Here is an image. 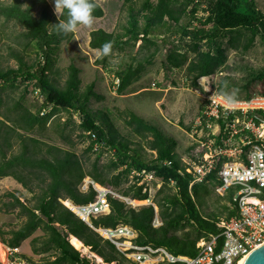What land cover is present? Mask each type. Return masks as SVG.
I'll return each instance as SVG.
<instances>
[{"label":"trees","instance_id":"obj_1","mask_svg":"<svg viewBox=\"0 0 264 264\" xmlns=\"http://www.w3.org/2000/svg\"><path fill=\"white\" fill-rule=\"evenodd\" d=\"M24 1L0 0V19L21 25L24 30L20 36L24 40L19 43L35 53V59L30 62L24 54L13 50L11 55L18 60V65L0 67V115L3 117L0 118V179L11 176L31 193V198L26 202L13 191L5 193L9 199L2 202L0 210L15 212L16 217L22 219L17 227L4 229L1 225L0 240L9 246H19L36 230H41L42 234L30 240L32 253L44 254L40 260L35 262L21 254L30 264H95L69 242V234L79 238L105 262L140 264L127 258L95 229L123 223L137 231L135 243L163 246L173 254L196 255L199 251L197 242L208 238L211 233H219L217 222L223 219L218 215L201 214L197 202L201 193H209L210 185L215 187L219 183L215 174L210 175V183L194 182L191 185L192 173L185 170L184 162L175 150L177 140L133 111L129 112L127 123L144 139L151 136L147 139V146L155 150L156 155L147 161L137 152H130L128 142L119 140L104 126L106 123L110 126L107 117L104 116L103 125L98 120L99 115L90 108L91 97L99 100L103 95L95 90L94 81L82 89L79 66L74 62L69 64L62 86L51 76L55 72V54L61 42L69 40L73 35L72 29L86 17L103 16L102 5L97 0H65L60 14L56 15L48 2L42 0L40 14L36 16L33 3L23 6ZM122 1L128 3L132 0ZM201 4H204L206 15L197 17L195 13ZM129 9L127 24L122 25L121 30L108 31L99 27L89 33V46L100 50L96 63L106 68L111 65L110 57L116 49L134 46L139 39V51H147L142 57L132 55L124 66L110 68L118 80L119 93L141 78L161 49L159 39L165 45L168 34L179 33L181 39H190L185 43L186 48L179 44L170 47L165 54V64L171 68H185L188 86L194 89L202 88L199 78L228 68V48L246 52L254 46L257 37L264 47V11L258 8L256 0H144L137 10L144 18L142 24L133 8ZM188 13L199 22L196 26L190 22L180 24L181 17ZM4 33L0 30V36ZM21 84H24V92L18 100L8 104L2 92L7 88H18ZM31 84L43 96L42 103L35 110L23 103ZM256 84L261 86L260 90H255ZM214 89L212 93L223 94L230 99L250 98L257 92L264 94V66L250 70L240 82L225 74ZM5 96L10 97L9 93ZM61 111L67 112L70 118L74 113L80 117L77 136L80 141L88 140L82 154L72 148L76 142L71 134L64 133V128L72 122L70 118L63 127L55 122L56 119L53 120L69 147L28 134L37 131L45 135L43 130L47 122ZM16 139L20 145L17 151H12ZM105 149L113 150L114 156L108 163L100 164ZM164 160L171 163L164 164ZM141 168L154 170L162 180L153 197L162 221L159 226L153 225L156 214L153 204L132 207L109 196V211L92 215L90 225L62 201L69 200L78 205L94 200L97 190L91 184L86 189L81 187L86 177L100 185L110 186L124 196L148 199L146 184H138L129 178L133 169ZM220 197L227 201L223 204L224 218H229L235 213L230 206L233 203L231 194ZM187 225L193 226L194 233L186 232L179 236L177 231ZM156 264L182 263L161 260Z\"/></svg>","mask_w":264,"mask_h":264},{"label":"rangeland","instance_id":"obj_2","mask_svg":"<svg viewBox=\"0 0 264 264\" xmlns=\"http://www.w3.org/2000/svg\"><path fill=\"white\" fill-rule=\"evenodd\" d=\"M9 2L10 0H4ZM50 5V9L59 15L65 0H46ZM104 9V15L101 17L86 18L81 24L74 27L73 35L69 40L61 42L60 47L56 52V62L54 64L55 72L51 76L58 82V85H63L67 73L68 66L74 62L81 68L80 78L82 89L89 83L95 82V90L103 95L102 99L91 97L89 106L99 115V122L105 124L103 121L104 116L110 122V126L104 125L106 129L116 134L117 138L122 141H127L130 152H137L144 160H150L156 155V151L147 146V139L151 136L148 135L144 139L140 134L134 131L133 127L127 123L129 112L133 111L143 117L145 120L157 125L166 135L172 136L177 140L176 152L179 158L184 161L190 155L191 151L188 149L191 146L195 134L191 131L195 125L201 106L207 104L208 97L214 92L215 85L222 76L225 74L231 75L234 81L240 82L252 69H258L264 66V47L259 37L256 38L254 46L246 52L236 51L228 48L227 52V65L228 68L222 71H216L214 74L199 78V83L202 88L194 89L188 86V79L186 78L185 68H171L165 64V54L170 47L174 44L182 45L186 48L185 43L190 39L189 37L180 38V34H174L166 37L167 43L163 45L159 39L160 51L153 60V63L147 65L142 73L141 78L134 84L130 85L123 93L117 91V78L114 77L113 71L110 68L123 65L131 60V56L138 54L142 57L147 51H139L141 40H137L134 46H127L124 49H116L113 57H110L111 65L108 68L104 67L101 63H96V59L100 54L99 49H93L89 46L90 31L97 27H102L105 30H121L122 25L127 24L129 18L130 7L136 13L140 23L144 22L142 13H137L144 0H132L128 3H123L122 0H97ZM156 2L157 0H151ZM258 8L264 11V0H256ZM33 3V13L38 16L43 4L42 0H25L23 6ZM204 4L198 8L195 16H204L206 12L203 9ZM191 4L188 6V10ZM191 14H185L181 17L180 24L185 25L190 22L191 25L196 26L199 22L190 17ZM176 28V26H175ZM0 30H3L4 35L0 36V67H16L18 60L11 55V51L15 50L24 54L26 60L33 61L35 53L26 50L23 44L19 42L24 40L20 33L24 30L21 25L15 24L13 21H4L0 19ZM57 71V72H56ZM259 84L255 85V90H260ZM24 89V84L18 88H7L2 92L5 101L12 104L20 98ZM28 92L25 93L23 103L31 106L35 110L43 101V96L38 89H34L31 84L28 86ZM233 90V88L231 89ZM9 93L10 97L5 94ZM45 112V111H44ZM70 115L61 111L55 114L47 122L46 129L43 130L45 135L36 132L28 133L33 136L45 139L51 143H55L64 147H69L58 132V127L53 122L60 123L63 127L67 120L70 118L72 122L64 128V133H70L76 145L72 147L77 153L82 154L84 148L88 144V140L80 141L77 134L79 129L77 123L80 117L77 113ZM0 118H3L0 115ZM10 123V122H8ZM194 129V128H193ZM23 132V131H22ZM19 140L16 139L12 151H17L19 148ZM94 157V155H92ZM114 156V151L105 149L100 157V164H106L110 158ZM132 181L131 174L129 176ZM129 181V182H130ZM128 182V183H129ZM160 183L153 182L149 187L151 199H153L157 190L160 188ZM82 187V186H81ZM209 193L200 194L197 197L198 207L201 214L206 216L218 215L220 218L225 217L223 204L227 203L226 199L220 197L215 191V187L209 186ZM13 191L20 196L23 201H28L31 198V193L27 191L19 182L11 176H6L0 179V205L3 201L9 199L5 195L6 192ZM63 201V200H62ZM140 205L147 204V200H140ZM139 205V206H140ZM69 207V206H68ZM22 218H17L16 213H5L0 210V226L4 229L17 227ZM186 232L194 233V228L187 225L177 231V234L184 235ZM42 234L41 230H36L30 237L22 241L19 245L20 254L32 258L37 262L44 254H33L31 250L30 240L33 236ZM0 243L3 242L0 240ZM90 250V247H88ZM91 251V250H90ZM93 252V251H92ZM19 254V255H20ZM82 255L87 256L95 264H103L98 262L94 257L88 255L86 252H81ZM22 257V255H21ZM23 258V257H22ZM25 264H30L27 258H23ZM0 264L3 261L0 260ZM112 264H118L112 262ZM129 264V263H126ZM142 264H148L143 262Z\"/></svg>","mask_w":264,"mask_h":264},{"label":"built area","instance_id":"obj_3","mask_svg":"<svg viewBox=\"0 0 264 264\" xmlns=\"http://www.w3.org/2000/svg\"><path fill=\"white\" fill-rule=\"evenodd\" d=\"M193 128V147L183 161L185 170L193 176L190 184L210 183V175L215 174L219 181L215 191L220 196L231 194L233 203L230 206L235 213L217 222L219 233H211L197 242L199 251L194 256L173 254L163 246L135 243L137 231L127 224L95 228L127 258L140 264H156L161 260L182 264H239L264 243V94L257 92L250 98L230 99L212 93L206 106L199 111ZM163 163L170 164L171 161L164 160ZM131 178L138 184H146L148 191L153 182L162 184L161 177L148 168L133 169ZM89 184L97 190L96 198L69 208L90 225L92 215L109 211V196L132 207L140 205L134 202L136 199L124 196L110 186L97 185L90 178L82 188L86 189ZM146 200L147 204L154 205L153 225L159 226L162 221L158 207L151 195ZM3 246L6 264H25L19 246L4 243Z\"/></svg>","mask_w":264,"mask_h":264},{"label":"bare ground","instance_id":"obj_4","mask_svg":"<svg viewBox=\"0 0 264 264\" xmlns=\"http://www.w3.org/2000/svg\"><path fill=\"white\" fill-rule=\"evenodd\" d=\"M203 78V77H201ZM89 179V177L84 178V182ZM91 179V178H90ZM94 181V180H93ZM95 182V181H94ZM96 183V182H95ZM82 184V185H83ZM97 185H100L98 183H96ZM136 204L140 203V200H135L134 201ZM63 203L67 206H72L74 205L72 202H70L69 200H63ZM73 209L76 210V207H73ZM68 240L69 242L78 250H80L82 253L86 252L88 255L94 257L98 262H101L103 264H112V262H105L100 256H98V254H95V252H92L88 249V246L82 244V242L79 240V238H77L76 236H74L73 234H69L68 235ZM0 260L3 261V264H6V255H5V250H4V246L2 243H0ZM246 260V257H244L239 264H243L244 261ZM145 263V262H144Z\"/></svg>","mask_w":264,"mask_h":264},{"label":"water","instance_id":"obj_5","mask_svg":"<svg viewBox=\"0 0 264 264\" xmlns=\"http://www.w3.org/2000/svg\"><path fill=\"white\" fill-rule=\"evenodd\" d=\"M82 244H84V243L82 242ZM243 264H264V243H262L260 246H258L254 250H252L246 256V260L244 261Z\"/></svg>","mask_w":264,"mask_h":264},{"label":"crops","instance_id":"obj_6","mask_svg":"<svg viewBox=\"0 0 264 264\" xmlns=\"http://www.w3.org/2000/svg\"><path fill=\"white\" fill-rule=\"evenodd\" d=\"M86 18H90V17H86ZM86 18H85V19H86ZM97 28H99V27H97ZM95 29H96V28H95ZM204 77H206V76H204Z\"/></svg>","mask_w":264,"mask_h":264}]
</instances>
